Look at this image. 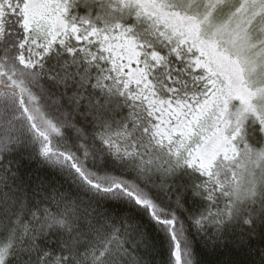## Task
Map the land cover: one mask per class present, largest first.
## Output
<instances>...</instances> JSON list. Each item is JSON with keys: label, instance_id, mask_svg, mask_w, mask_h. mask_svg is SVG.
Wrapping results in <instances>:
<instances>
[{"label": "snow or ice", "instance_id": "1", "mask_svg": "<svg viewBox=\"0 0 264 264\" xmlns=\"http://www.w3.org/2000/svg\"><path fill=\"white\" fill-rule=\"evenodd\" d=\"M0 264H264V0H0Z\"/></svg>", "mask_w": 264, "mask_h": 264}]
</instances>
